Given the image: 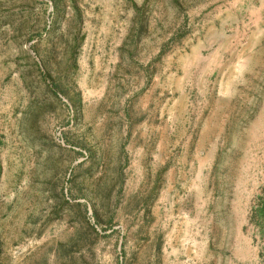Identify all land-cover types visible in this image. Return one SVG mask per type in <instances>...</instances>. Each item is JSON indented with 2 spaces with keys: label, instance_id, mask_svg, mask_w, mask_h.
<instances>
[{
  "label": "rangeland",
  "instance_id": "1",
  "mask_svg": "<svg viewBox=\"0 0 264 264\" xmlns=\"http://www.w3.org/2000/svg\"><path fill=\"white\" fill-rule=\"evenodd\" d=\"M0 264H264V0H0Z\"/></svg>",
  "mask_w": 264,
  "mask_h": 264
}]
</instances>
